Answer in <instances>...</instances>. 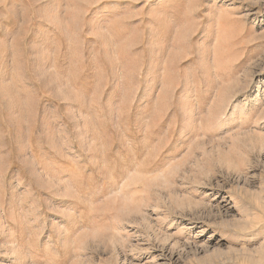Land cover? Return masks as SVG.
I'll return each mask as SVG.
<instances>
[{
    "label": "rangeland",
    "instance_id": "1",
    "mask_svg": "<svg viewBox=\"0 0 264 264\" xmlns=\"http://www.w3.org/2000/svg\"><path fill=\"white\" fill-rule=\"evenodd\" d=\"M0 264H264V0H0Z\"/></svg>",
    "mask_w": 264,
    "mask_h": 264
}]
</instances>
